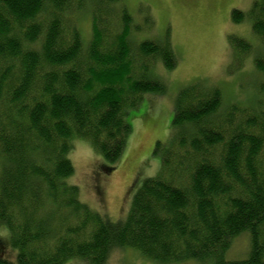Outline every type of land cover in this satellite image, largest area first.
<instances>
[{
  "label": "trees",
  "instance_id": "obj_1",
  "mask_svg": "<svg viewBox=\"0 0 264 264\" xmlns=\"http://www.w3.org/2000/svg\"><path fill=\"white\" fill-rule=\"evenodd\" d=\"M86 9L84 43L74 17ZM245 16L234 10L231 20H250L262 49L253 66L264 78V0ZM138 29L125 0H0V231L15 252L0 264H106L115 248L162 264H264L262 98L223 106L217 87L181 88L170 139L155 146L160 169L122 221L90 209L68 183L73 139L89 142L110 173L132 133L129 113L143 95L165 92L150 69L173 70L176 57L167 40L131 42ZM228 40L237 61L252 54L246 40ZM243 233L247 256L226 260Z\"/></svg>",
  "mask_w": 264,
  "mask_h": 264
},
{
  "label": "rangeland",
  "instance_id": "obj_2",
  "mask_svg": "<svg viewBox=\"0 0 264 264\" xmlns=\"http://www.w3.org/2000/svg\"><path fill=\"white\" fill-rule=\"evenodd\" d=\"M255 1L125 0L133 25L139 28L133 32L131 42L146 39L163 43L167 40L176 57V66L173 70L165 69L161 62H154L151 66L150 78L162 82L165 92L143 95L138 109L129 113L126 122L132 133L113 171L106 173L103 170L107 166L89 142L82 139L71 141L68 159L74 173L68 183L78 187L82 203L112 222L126 217L134 193L145 179L155 176L160 169L162 151L155 154V146L157 142L166 145L170 139L174 102L181 88L200 80L221 91L223 106L238 104L248 107L258 98L264 102V95L257 94L253 98L264 82L253 66V59L262 52L260 43L251 31L248 18L240 24L231 20L234 10L247 16ZM74 21L84 43H87L91 36L89 9L76 14ZM229 36L242 38L253 47L252 54L241 60L242 63L234 57ZM6 239L8 233L0 231V256L13 260L15 252L9 249ZM248 250V234L243 233L232 242L225 258L242 260ZM65 264L89 263L71 259ZM106 264L162 263L148 260L130 248H115Z\"/></svg>",
  "mask_w": 264,
  "mask_h": 264
}]
</instances>
